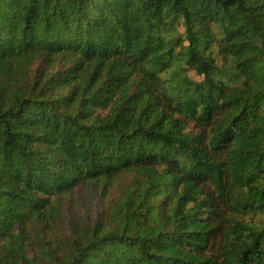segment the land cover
Listing matches in <instances>:
<instances>
[{
    "label": "trees",
    "instance_id": "1",
    "mask_svg": "<svg viewBox=\"0 0 264 264\" xmlns=\"http://www.w3.org/2000/svg\"><path fill=\"white\" fill-rule=\"evenodd\" d=\"M0 264H264V0H0Z\"/></svg>",
    "mask_w": 264,
    "mask_h": 264
},
{
    "label": "rangeland",
    "instance_id": "2",
    "mask_svg": "<svg viewBox=\"0 0 264 264\" xmlns=\"http://www.w3.org/2000/svg\"><path fill=\"white\" fill-rule=\"evenodd\" d=\"M179 33H183V28H181L180 30H179ZM179 68V70L183 73V75H184V79H185V81H184V85H188V83L187 82H192V83H199L200 81H201V78L200 77H198V76H196V74L193 72V71H191L189 68H187L186 66H184V65H182V64H180L179 66H178ZM174 68V67H173ZM171 77H172V74L169 72L168 73V75L166 76V78L167 79H171ZM164 79V78H163ZM186 80H187V82H186ZM175 82H176V80H175ZM164 86H165V84H164ZM127 179H128V177H126ZM125 183H126V180H125ZM122 184V185H126V184ZM122 185H119V186H122ZM120 191H114L113 193H112V195H113V198H115L116 196H118V193H119ZM98 196V195H97ZM87 200V199H86ZM92 199H88L87 201H86V207L88 208V212H92V214L90 215V216H87V218H93L94 217V215H95V207H94V204H92ZM76 207V208H75ZM75 208V209H74ZM91 208H92V211H91ZM74 209V210H73ZM64 210H66L67 211V213H68V215L69 216H72V215H74V214H76V215H81L82 213L84 214L86 211H85V206H81V204H78V205H76V206H73L72 204H70V203H67L66 204V206L64 207Z\"/></svg>",
    "mask_w": 264,
    "mask_h": 264
}]
</instances>
